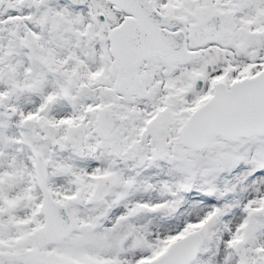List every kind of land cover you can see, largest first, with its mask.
Returning <instances> with one entry per match:
<instances>
[{
  "label": "snow or ice",
  "instance_id": "snow-or-ice-1",
  "mask_svg": "<svg viewBox=\"0 0 264 264\" xmlns=\"http://www.w3.org/2000/svg\"><path fill=\"white\" fill-rule=\"evenodd\" d=\"M0 264H264V0H0Z\"/></svg>",
  "mask_w": 264,
  "mask_h": 264
}]
</instances>
